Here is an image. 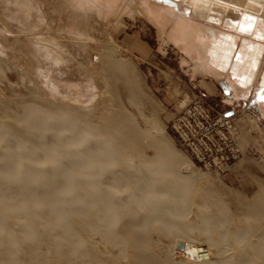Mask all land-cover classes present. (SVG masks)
I'll use <instances>...</instances> for the list:
<instances>
[{
  "label": "bare ground",
  "instance_id": "obj_1",
  "mask_svg": "<svg viewBox=\"0 0 264 264\" xmlns=\"http://www.w3.org/2000/svg\"><path fill=\"white\" fill-rule=\"evenodd\" d=\"M43 1L0 0V43L4 16L26 14L24 29L53 33L35 39L36 52L48 59V47L61 51ZM45 1L77 14L65 40L83 54L94 40L85 21L114 18L125 5L131 19L153 23L164 44L181 50L193 73L225 79L236 95L251 89L264 108V0ZM110 43L108 36L88 61L87 103L61 97L46 78L57 101L42 98L28 58L24 77L36 87L17 98L0 90V264H264V201L239 216L210 194L193 201L208 175L141 112L150 98ZM5 72L0 66V81ZM120 84L143 127L122 104Z\"/></svg>",
  "mask_w": 264,
  "mask_h": 264
},
{
  "label": "rangeland",
  "instance_id": "obj_2",
  "mask_svg": "<svg viewBox=\"0 0 264 264\" xmlns=\"http://www.w3.org/2000/svg\"><path fill=\"white\" fill-rule=\"evenodd\" d=\"M101 2L104 7L108 0ZM40 6L51 20L49 25L55 33L53 39L62 50L57 51L48 47L52 56L46 59L44 57L46 55L36 52L38 41L35 39H39L43 33L47 35L53 33L44 32L46 29L43 27L39 32H29L24 29L29 22L24 18L26 14L15 16L6 14L3 24L8 31L3 34L4 40L0 43V66L5 68L6 79L0 81V90L7 97H27L30 88L34 86L27 81L33 78L32 82L40 88L39 95L45 100L56 102L57 100L50 96L43 86V79L46 78L58 88L57 92L61 97L67 96L72 100L79 97L82 103H87L89 100L82 94L86 93L84 87L89 80L87 75L90 72L86 71L88 61L93 58L97 48L107 42L109 36L113 42L110 43V47L117 51L121 58L131 61L139 87L144 95L150 98V103L140 98L143 100H140L143 106L141 112L147 118L155 117L164 129L168 142L178 152L182 153L172 133L171 125L175 117L196 96H201L205 103L214 107L216 111H227L229 115L233 112L236 119L238 118L235 132V139L238 140V160L224 172L204 170L193 164L201 174L208 175L207 178L197 181L199 190L192 196L193 201L210 194L213 199L215 197L219 199L230 214L235 216H239L240 212L250 207L254 201H264V118L262 116L264 108L249 103L253 96L251 89L236 95L225 79L211 73H193V66L184 53L169 43L164 44L158 37L153 23L143 19H131L125 5L117 7V15L114 18L95 17L85 21L83 27L88 29L92 40L94 39L89 42L91 50L88 54H83L79 46L65 40L66 31H70L74 26L71 20L76 22L78 19L77 14L72 12L67 4H51L44 0ZM46 40L51 39L46 38ZM21 54L24 60L17 59ZM26 58L32 59V64L29 66H33L34 69L29 79L27 76L24 77L23 68L28 67L25 66ZM91 70L96 72L95 67H91ZM37 72H42L43 75L39 77ZM97 80L94 82L93 79L92 83L97 90L102 89L101 83ZM27 86L29 89H26ZM118 87L122 104L143 127V120L137 110L126 102V90L121 84ZM185 100L186 106L181 107L180 104ZM250 117L256 120L259 128L251 123ZM147 155L151 156V152L148 151ZM206 206L211 213H214L208 201Z\"/></svg>",
  "mask_w": 264,
  "mask_h": 264
},
{
  "label": "built area",
  "instance_id": "obj_3",
  "mask_svg": "<svg viewBox=\"0 0 264 264\" xmlns=\"http://www.w3.org/2000/svg\"><path fill=\"white\" fill-rule=\"evenodd\" d=\"M252 96L249 103H259ZM233 111V110H232ZM236 115L218 112L196 96L175 117L171 130L179 149L199 168L224 172L239 158ZM237 141V142H236Z\"/></svg>",
  "mask_w": 264,
  "mask_h": 264
}]
</instances>
